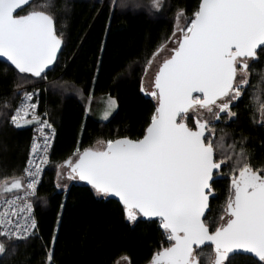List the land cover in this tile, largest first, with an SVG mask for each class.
Listing matches in <instances>:
<instances>
[{
    "label": "snow or ice",
    "instance_id": "6c2138e0",
    "mask_svg": "<svg viewBox=\"0 0 264 264\" xmlns=\"http://www.w3.org/2000/svg\"><path fill=\"white\" fill-rule=\"evenodd\" d=\"M31 3L0 0V56L19 73L46 79L42 74L57 59L62 33H57L47 5L16 14ZM119 6L125 7V0ZM132 6L158 12L165 2ZM164 52L168 54L158 64L149 93L156 106L143 134L100 140L82 151L77 148L75 158L56 165L57 187L67 188V183H60L65 176L86 181L96 195L118 197L128 221L158 218L167 246L161 244L150 264H232L231 257L238 254L264 264V165L252 163L246 137L225 145L224 137L214 139L212 127L222 117L237 116L233 102L250 84L252 63L264 57V0H199L191 16L179 10L172 35L153 52L148 67ZM257 75L252 87L264 123V69ZM24 83L15 85L14 96L22 94L14 108L8 99L3 102L12 110L9 122L17 127L37 122L41 132L47 126L54 136L55 128L41 119L37 103L31 102L39 90L28 91ZM62 87L74 86L64 82ZM116 106V99L109 96L102 118L107 120ZM50 143L47 136L42 149L33 143L23 175L0 179L5 206L0 211V236L6 240H24L37 228L32 197L42 166L50 162ZM222 166H228L231 174L226 203L216 220L206 222L214 178ZM206 242L211 252L201 249ZM8 250L0 240V254ZM47 260H52L51 250Z\"/></svg>",
    "mask_w": 264,
    "mask_h": 264
},
{
    "label": "trees",
    "instance_id": "16d2710c",
    "mask_svg": "<svg viewBox=\"0 0 264 264\" xmlns=\"http://www.w3.org/2000/svg\"><path fill=\"white\" fill-rule=\"evenodd\" d=\"M120 2L33 0L19 13L47 5L45 10L53 14L57 33H62L63 48L53 68L43 75L46 79L21 74L0 59V179L23 175L32 135V124L12 125V110L3 107L5 99L13 108L18 104L21 93L14 96L17 83L26 80V90H39L40 113L54 124L57 135L51 162L34 199L37 234L16 241L0 236L9 249L0 254V264H117L123 257L130 264H150L161 244L167 246L159 220L138 217L130 222L118 200L98 196L90 185L67 180L66 176L60 183H67V188L57 187L56 165L75 158L77 148L82 151L96 147L100 140L143 134L156 106L144 82L153 72L147 62L172 35L177 12L183 9L191 16L199 0H164L163 10L158 12L132 6L150 0H125V7H120ZM252 68L250 84L233 102L232 111L237 116L231 120L222 117L212 127L216 130L214 139L224 137L225 145L246 137L252 163L260 166L264 165V123L252 86L259 80L257 72L264 69V57L253 62ZM64 82L74 87L65 89ZM109 96L116 99L117 106L105 120L102 117ZM216 176L206 222L223 212L230 168L222 166ZM201 249L212 250L210 245ZM50 250L52 260L48 261ZM231 260L232 264H254L250 255L238 254Z\"/></svg>",
    "mask_w": 264,
    "mask_h": 264
},
{
    "label": "built area",
    "instance_id": "2783aa9c",
    "mask_svg": "<svg viewBox=\"0 0 264 264\" xmlns=\"http://www.w3.org/2000/svg\"><path fill=\"white\" fill-rule=\"evenodd\" d=\"M31 102L32 103H37V108H36L37 114H39L41 116V119L42 120H47L49 122V124H51L52 127L55 128V134L53 136V134L51 132V129L48 128L47 126H45L43 132H41L40 131V124L39 123H37V122L31 123L32 124V135H31V139H30V143H29L28 157H27V161H26L25 167L28 164L33 143L35 142V143L39 144L41 146V149H42L43 148V145H44L45 136H47L49 138V140L51 141L50 146H49V158H50V162H51L52 148L54 146L55 139H56V135H57V130H56V127L54 126V124L49 120V118H47V117L44 118L43 115L40 113L39 102L37 100V97H34ZM40 154H42V152ZM50 162H49V164H50ZM36 163H40V160L38 158L36 159ZM49 164L42 166L43 167V171H42L41 176L39 178L40 182H39V184L37 186V192H38L39 186H40V184L42 182V179L44 177V174H45V172H46ZM20 194L22 195V191H21ZM35 197H32L33 210H32L31 215L37 221V228L33 230V234H31L28 238L36 236L37 231H38V219H37V216H36V208H35V201H34ZM9 198H10V194H9ZM2 200H3V198L0 197V211H4L5 210V206L3 205ZM23 215L24 214L22 213L21 214V217H23ZM12 220L13 221H16L17 220V217L16 216H13L12 217ZM9 227H12V225H9ZM2 230H3V228H2V226H0V231H2Z\"/></svg>",
    "mask_w": 264,
    "mask_h": 264
},
{
    "label": "water",
    "instance_id": "95a60500",
    "mask_svg": "<svg viewBox=\"0 0 264 264\" xmlns=\"http://www.w3.org/2000/svg\"><path fill=\"white\" fill-rule=\"evenodd\" d=\"M33 1V0H32ZM30 4H27L26 6H22L20 9H18L17 10V13L16 14H18V15H22V14H19L20 13V11H22L23 9H25L27 6H29ZM25 14V13H24ZM62 48H63V42H62V45H61V48L58 50V52H57V58H58V56H59V54H60V52H61V50H62ZM0 59L1 60H3V61H6L7 63H9L10 65H11V62L10 61H7V58L6 57H2V56H0ZM57 60V59H56ZM56 60L53 62V64L52 65H49V67L45 70V73L44 74H46L48 71H50L52 68H53V66H54V64H55V62H56ZM13 67H15L14 65H12ZM44 74H42V75H44ZM29 75H31L32 76V74H29ZM155 76V75H154ZM34 77V76H33ZM35 78H40V77H35ZM153 83H154V79H153ZM216 178H218L217 176L214 178V180L216 179ZM79 182H83V183H85V184H87V185H89L86 181H80V180H78ZM91 186V185H90ZM109 198H113V199H116V200H118L119 201V198L118 197H115V196H108ZM214 197V191H213V195L212 196H210V198H209V209H207L206 210V216H207V213L209 212V210H210V204H211V199ZM120 202V201H119ZM121 203V202H120ZM141 219H143V220H158V218H144V217H140ZM206 245H210V242H206ZM202 247H204V246H201V248ZM251 256V255H250Z\"/></svg>",
    "mask_w": 264,
    "mask_h": 264
},
{
    "label": "rangeland",
    "instance_id": "374dc122",
    "mask_svg": "<svg viewBox=\"0 0 264 264\" xmlns=\"http://www.w3.org/2000/svg\"><path fill=\"white\" fill-rule=\"evenodd\" d=\"M182 23H183V21H182ZM177 35H179V33H177ZM169 44H171V41H169ZM168 53L167 52H164V53H162L161 55H159L155 60H154V62H153V64H152V66L151 67H153V72H152V74L148 77V78H146L145 79V85H146V87H147V90H149V92H151V90H152V85H153V79H154V75H155V72H156V70H157V67H158V64L162 61V59L164 58V56H166ZM151 67H150V69H151ZM113 110V109H112ZM111 110V111H112ZM261 120H262V118H261ZM97 146V145H96ZM117 264H130V262H129V259L127 258V257H123V258H121L118 262H117Z\"/></svg>",
    "mask_w": 264,
    "mask_h": 264
},
{
    "label": "crops",
    "instance_id": "0c3cea01",
    "mask_svg": "<svg viewBox=\"0 0 264 264\" xmlns=\"http://www.w3.org/2000/svg\"><path fill=\"white\" fill-rule=\"evenodd\" d=\"M28 124H22L21 126L24 127V126H27Z\"/></svg>",
    "mask_w": 264,
    "mask_h": 264
}]
</instances>
